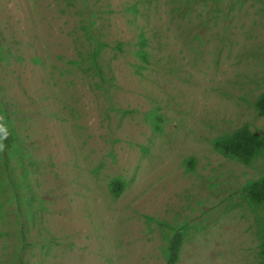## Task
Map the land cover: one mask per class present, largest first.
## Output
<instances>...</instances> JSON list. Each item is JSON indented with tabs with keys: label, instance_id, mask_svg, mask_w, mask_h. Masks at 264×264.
<instances>
[{
	"label": "rangeland",
	"instance_id": "rangeland-1",
	"mask_svg": "<svg viewBox=\"0 0 264 264\" xmlns=\"http://www.w3.org/2000/svg\"><path fill=\"white\" fill-rule=\"evenodd\" d=\"M263 93L264 0H0V264H260Z\"/></svg>",
	"mask_w": 264,
	"mask_h": 264
},
{
	"label": "trees",
	"instance_id": "trees-1",
	"mask_svg": "<svg viewBox=\"0 0 264 264\" xmlns=\"http://www.w3.org/2000/svg\"><path fill=\"white\" fill-rule=\"evenodd\" d=\"M143 40L140 46H143ZM137 56L141 61L146 62V53L140 48ZM255 109L259 116H264V93L256 100ZM155 129L158 131V122L161 118L155 115ZM3 143L5 146H10L13 142V135L10 131H2L1 133ZM212 146L214 150L222 157L236 161L242 165L249 166L252 162L264 153V137L251 132L247 127H241L234 131L230 136L219 138L213 141ZM194 160L187 161V168L193 169ZM123 189V182L120 180H113L110 184V193L113 197H118ZM241 192L247 201L253 206H264V177L260 180L246 185ZM261 242L259 245L260 264H264V216L261 225ZM183 232L178 229L170 238L167 246L165 264H176L178 260L179 250L182 244Z\"/></svg>",
	"mask_w": 264,
	"mask_h": 264
}]
</instances>
